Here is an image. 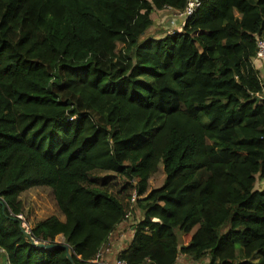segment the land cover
Wrapping results in <instances>:
<instances>
[{
  "label": "trees",
  "instance_id": "1",
  "mask_svg": "<svg viewBox=\"0 0 264 264\" xmlns=\"http://www.w3.org/2000/svg\"><path fill=\"white\" fill-rule=\"evenodd\" d=\"M199 1L149 37L189 0H0V264L92 262L134 208L128 264H264V0ZM34 188L65 220L30 234Z\"/></svg>",
  "mask_w": 264,
  "mask_h": 264
},
{
  "label": "rangeland",
  "instance_id": "2",
  "mask_svg": "<svg viewBox=\"0 0 264 264\" xmlns=\"http://www.w3.org/2000/svg\"><path fill=\"white\" fill-rule=\"evenodd\" d=\"M153 17L157 21L161 18H166L167 20L171 19L172 21L175 19L177 20L179 18V20H181L182 22H185L183 20L184 17L180 16L179 13H177V12L168 13L167 10L162 11V12H158V16L156 17V15H154ZM160 27H166V25L165 26H163V25L159 26V28ZM172 27L175 28L174 30H178L177 29L178 27H176V25L169 23V27H166L167 31H169V30L172 31L173 29H170ZM154 31H155V29L148 31L147 36L158 37L156 34L162 33V31L161 32H158V31L154 32ZM262 63H264V61H262ZM159 168L160 169L158 170V172L150 180V188L151 189L159 188L164 183V180H165L164 167H163V165H160ZM110 188L115 194H117L118 196L120 195L121 196L120 198L123 201L128 203V199H129L130 194H129V188L127 187V180L116 178L114 181L111 182ZM125 188H126V190H125ZM21 199H22L23 204H24L23 218L28 223L30 228L34 227V225L36 223H38L39 221L46 219L50 216L56 215L59 217H63V215L59 212V210L57 208L54 195H53L50 188H34V189H31V190L25 192L24 194H22ZM134 210H135L134 216L139 217V215H140L139 211L136 208H134ZM131 218H132V215H130L127 220L130 221ZM123 235H125V237H126L124 239L129 241V238H130L129 227L125 231H123ZM55 242L64 243V238L59 237ZM124 245H125V242L124 243L122 242V244L119 245L118 247H121V246L123 247ZM106 252L109 253L110 250L108 248H106V250L104 251L103 256L101 258V261L106 262V260H103L104 254ZM114 257H115V254H113L110 257V261L106 262V263L115 264L119 260V258L116 259V257H115V259H114Z\"/></svg>",
  "mask_w": 264,
  "mask_h": 264
},
{
  "label": "crops",
  "instance_id": "3",
  "mask_svg": "<svg viewBox=\"0 0 264 264\" xmlns=\"http://www.w3.org/2000/svg\"><path fill=\"white\" fill-rule=\"evenodd\" d=\"M165 10H167V12L168 13H172V12H174L172 9H165ZM165 10H163V11H165ZM159 12H162V11H159ZM175 13V12H174ZM156 15V17L158 16V12L155 14ZM178 18V17H177ZM169 23H171V24H173V25H176V27H178L177 29H178V31H181L182 30V27H183V25H184V22H182L181 20H179V18L176 20H171V19H166V18H161V19H159L158 21L157 20H155V27H153L152 29H155V31H158V32H161L162 31V33H157L156 35L158 36V37H160L161 35H163V32L164 31H166L167 29H166V27H169ZM165 26L166 25V27H160L159 28V26ZM152 29H150V30H152ZM170 29H173L172 31L171 30H169L168 31V33L171 31V32H174V31H176V30H174L175 28H170ZM149 30V31H150ZM154 31V32H155ZM170 32V33H171ZM256 60V59H255ZM258 65V68L261 70V77L264 79V63H262V61H260V63L259 64H257ZM256 188L257 189H264V181H261V182H259L258 184H257V186H256ZM151 189V188H150ZM154 189V188H153ZM139 214H140V212H139ZM53 216H56V215H53ZM51 217V216H50ZM61 221H64L65 220V218H64V216L63 217H59V216H57ZM142 217V215L140 214L139 215V217H135L134 216V214L132 213V218H131V220L130 221H125L123 224H121V225H119V227H118V229L111 235V242H110V244L106 247V248H108L109 250H110V252L109 253H105L104 254V257H103V260H106V261H110V257L113 255V254H115V257H116V259H118V256H119V254L122 252V251H124L125 249H127V247L129 246V244H130V242H131V239H132V237H133V229H132V225H134L135 223H137L138 222V220L140 219ZM49 218V217H48ZM47 219V218H46ZM43 220H45V219H43ZM43 220H41V221H43ZM40 222V221H39ZM129 227V229H130V238H129V241L128 240H126V239H124V238H126L125 237V235H123V231H125L127 228ZM122 242L124 243L125 242V245L122 247H118L119 245H121L122 244ZM106 248L105 249H103L104 251L106 250ZM115 257H114V259H115ZM177 264H210L209 263V259H205L204 261H202V262H199V263H196V262H194V261H192V260H190L189 258H187V257H185V256H180L179 258H178V261H177Z\"/></svg>",
  "mask_w": 264,
  "mask_h": 264
},
{
  "label": "built area",
  "instance_id": "4",
  "mask_svg": "<svg viewBox=\"0 0 264 264\" xmlns=\"http://www.w3.org/2000/svg\"><path fill=\"white\" fill-rule=\"evenodd\" d=\"M200 5V1L199 0H189V4L187 6V8L185 9L184 12L182 13H179L180 16H183L184 17V21L189 18L195 11V9L197 7H199ZM257 60H260V61H264V41H260L258 43V52H257ZM138 199V195L136 192L133 193V196H132V199H131V202H132V207L135 205L136 201ZM6 205V204H5ZM130 215H127L126 216V219L129 218ZM16 219L22 221L23 223V226L26 228V231L27 233L29 232L31 234V230L32 228H30V226L28 225V223L24 220L23 218V215H15L14 216ZM43 243H47V242H43V241H37L35 240L34 241V245L37 246L39 244H43ZM103 256V252H99V254L97 255L96 259L92 262H89V263H92V264H109V263H106L104 261H101V258ZM7 264H12L10 262H8ZM115 264H128L126 261L124 260H118Z\"/></svg>",
  "mask_w": 264,
  "mask_h": 264
},
{
  "label": "water",
  "instance_id": "5",
  "mask_svg": "<svg viewBox=\"0 0 264 264\" xmlns=\"http://www.w3.org/2000/svg\"><path fill=\"white\" fill-rule=\"evenodd\" d=\"M37 248L44 249V250H54V249H62V250H65L66 251V257H67V259L72 264H75L74 259H73V255H72V249H71V247L69 245H67L65 243H58V242H54V243H43V244L37 245ZM86 264H92V263H86Z\"/></svg>",
  "mask_w": 264,
  "mask_h": 264
}]
</instances>
